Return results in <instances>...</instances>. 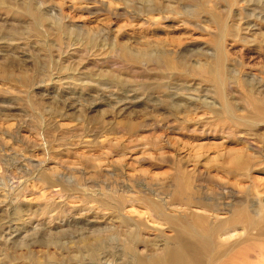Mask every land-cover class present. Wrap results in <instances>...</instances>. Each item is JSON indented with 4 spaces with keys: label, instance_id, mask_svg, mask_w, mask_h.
Here are the masks:
<instances>
[{
    "label": "rangeland",
    "instance_id": "obj_1",
    "mask_svg": "<svg viewBox=\"0 0 264 264\" xmlns=\"http://www.w3.org/2000/svg\"><path fill=\"white\" fill-rule=\"evenodd\" d=\"M262 209L264 0H0V264H161L184 226L264 264Z\"/></svg>",
    "mask_w": 264,
    "mask_h": 264
},
{
    "label": "bare ground",
    "instance_id": "obj_2",
    "mask_svg": "<svg viewBox=\"0 0 264 264\" xmlns=\"http://www.w3.org/2000/svg\"><path fill=\"white\" fill-rule=\"evenodd\" d=\"M221 86H223V85H221ZM247 209H249V208H247ZM262 210H264V209H262ZM239 211H242L243 213L240 216L238 215L239 217L236 214V216L238 218L234 215L235 216L234 219L235 218L237 219V223L238 222H243L246 225L251 224L252 223L251 215L250 214L248 215L247 213H244L243 210H239ZM219 212L218 211H216V212L214 211L216 220L219 218L218 217V215L220 214ZM262 212H264V211H262ZM239 214H241V213L239 212ZM255 215H254V217H255ZM258 216H261V215L259 214ZM255 223H257V222H255ZM191 228H189L187 226H184V227H180L177 230L175 238H174L173 247H171V249L169 248L166 251L167 253L164 254V257L157 261L158 263H161V264H204L205 258L208 256V251H209V248L211 247V244H212L211 241L212 240H211L210 237H207V236L203 235V233L200 230H196V229H193V228L191 229ZM247 228L248 227H246V230L250 229V228H248V229ZM252 229H254V228H252ZM219 231H221V230H219ZM237 231L238 230H236L235 226H234V228H231V229L229 227H227V228H225V231H223V233H218L217 237L222 242V244H223V242L227 243L230 239L237 238L239 236ZM241 232H242V229H241ZM241 232H240V235L242 236L243 233L241 234ZM186 235H190L193 240L189 239ZM239 238H241V237L239 236ZM257 259H259V257H257ZM148 262H150L149 259H148ZM145 264H152V263L150 262V263H145ZM154 264H156V263H154Z\"/></svg>",
    "mask_w": 264,
    "mask_h": 264
}]
</instances>
